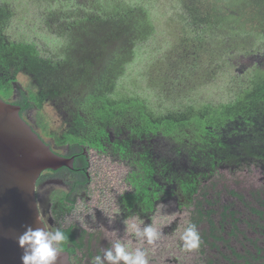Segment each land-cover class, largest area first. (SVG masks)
<instances>
[{"label":"rangeland","instance_id":"1","mask_svg":"<svg viewBox=\"0 0 264 264\" xmlns=\"http://www.w3.org/2000/svg\"><path fill=\"white\" fill-rule=\"evenodd\" d=\"M211 1L216 4L218 12L209 24H201L194 29L186 22L182 0H0V8L6 11L2 34L9 42L33 45L42 58L58 64L63 60L62 55L69 43V35L64 32L66 22L81 16L92 19L97 16L108 23L113 18L123 17L121 10L125 7L143 5L151 15L154 30L145 40L144 34L139 36L141 40L138 39L132 50L134 57L125 65L113 98L141 99L157 115L184 106L209 110V105L229 104L240 111L260 109L264 101L245 103L243 98H252L259 84L264 93V0ZM187 35V40H184ZM16 76L12 95L9 98L0 95L6 101L14 103L22 93L32 96V93L40 91L39 85H35L26 71L20 70ZM248 115V120L258 122L259 127L264 125V112ZM22 117L56 151L67 152L66 146L71 143L61 145L65 147L61 148L53 137L54 133L65 130L66 125L64 115L57 110L53 100L47 99L42 108L33 106L27 109ZM233 123L234 129L243 124L237 120ZM253 128L258 129L257 126ZM255 130L251 144L259 142ZM233 131L235 136L228 138ZM233 131L226 134L223 130L230 148L218 150L219 160L214 164L206 155L195 153L188 145L179 147L167 137L164 141L157 140V160L160 161L161 157L171 160L175 153L177 162L165 174L158 166L155 178L161 190L155 188L158 194L152 196L151 208L140 206L136 203L139 201L129 206L131 199H125L130 193H141L132 179L138 164L136 152L141 150L137 141L133 142L132 152L128 154L112 147L111 151L115 152L107 155L85 146L90 152L89 187H80L79 194L74 195L77 205L69 203L67 209L72 207L70 212L66 211L60 217L63 227L76 225L77 231L84 235L82 246L71 257L72 263L92 264L96 255L103 256V250L110 248L118 239H126L132 250L137 247L147 249L150 264H205L207 258L214 254L221 259L219 254L226 249L225 246L219 252L211 251L207 244L192 252L182 249L180 237L184 229L194 223L195 201L188 202L181 196L180 182L183 179L185 183L190 177L194 179L197 173L198 182L216 183V189L208 193L210 204L217 212L215 218L220 219L223 206H229L241 219L236 237H230L228 225L223 233L231 245L242 253L250 251L253 255L256 249H264V239L243 220L262 225L258 228L264 234V215L253 213L248 208L255 205L264 211L261 205L264 202V159L250 155V152L246 156L238 155L235 144L243 147L247 141H243L240 129ZM262 147L264 145L255 146L252 154L261 153ZM162 178L172 182L161 181ZM72 182L67 183L57 175L56 182H49L38 190L42 204L46 206L59 192L68 191ZM231 191L242 195L243 199ZM48 217L46 212L43 218L46 224ZM126 220L141 229L154 224L162 233L157 246L148 245L146 240L138 241L131 232L126 236ZM57 221L54 216L51 229L59 228ZM208 226V223H203L197 229L206 231Z\"/></svg>","mask_w":264,"mask_h":264},{"label":"trees","instance_id":"2","mask_svg":"<svg viewBox=\"0 0 264 264\" xmlns=\"http://www.w3.org/2000/svg\"><path fill=\"white\" fill-rule=\"evenodd\" d=\"M182 1L185 6L186 22L194 29L201 24H209L211 18L218 12L216 4L211 0ZM227 2L228 0H225L223 3ZM219 7L224 8L222 5ZM121 11L124 12L123 17L113 18L108 23L97 16H94V19L81 16L75 21L66 22L67 27L64 32L69 35V43L62 55L63 60L56 64L51 59L42 58L31 44L14 43L5 39L2 28L6 23V11L0 8V95L9 98L14 92L13 83L18 72L23 70L29 73L35 85H39L40 91L32 93V96H29V93H22L14 103L21 105L23 113L33 106L42 108L47 99L53 100L57 110L64 115L66 123L65 130L54 135L52 133L53 137L58 145L71 143V147L77 148L84 161L81 175L73 178L75 181L71 185L73 190L59 192L53 198L57 220L59 211L62 210L63 215L66 211L70 212L72 207L67 209L69 203L77 205L74 203L72 192L80 186L89 187L90 177L87 170L91 164L90 158L83 154L85 146L108 155H112L115 150L128 154L132 152L133 142H138L141 150L136 152L135 161L138 164L132 179L134 178L133 182L141 193H130L125 199H131L129 206L139 201L136 203L145 208H151L152 196L158 194L155 188L159 187L161 190L155 178L158 166L160 165L161 172L165 174L167 170L172 169V166H176L177 162L176 154L172 151L173 159L161 157L160 161L157 160V140L164 141L167 137L175 141L179 147L188 145L187 147L195 153L206 155L214 164L219 160L217 151L230 148L223 130L228 134V131L240 129L243 134L242 139L247 141V144L243 147L235 144L237 154L246 156L250 152V155L264 159V147L261 153L251 152L255 146L264 145V125H261L262 128L259 127L258 122L248 120L250 116H247L248 113L264 112L262 110L264 105L252 111L245 109L240 111L229 104L209 105V110L184 106L167 114L157 115L141 99L112 97L117 81L124 74L125 65L134 57L132 50L138 39L141 40L139 36L144 34L142 37L145 40L154 30L151 15L143 5L128 6ZM187 38L188 35L184 40ZM181 49L183 47L179 48ZM175 51H178L177 48ZM260 85H256L252 98H243L245 103L264 101V93ZM233 120L243 122L244 125L239 124L238 127L236 126L237 129H234ZM253 125L257 126V131ZM252 129L259 136L257 144H251V140L255 138ZM229 136L228 138L234 137L235 132H231ZM112 147L114 151H111ZM162 150L166 153L164 148ZM198 175V173L194 175V179L190 177L185 183L181 179L180 194L188 202L195 201L193 224L197 227L203 223L209 224L206 231L199 232L202 239L201 246L205 247L207 244L211 247V251L215 249L217 252L221 247H226L219 254L222 256L221 259L214 254L207 258L205 264H264L263 248L256 249L255 255L250 251L242 253L224 237L223 233L226 232L227 225L230 226V237H236L240 227L238 221L241 219L229 206H223L219 213L220 219L215 218L214 214L217 212L210 204L208 193L213 188L216 189V183L198 182ZM161 181L172 182L163 178ZM231 193L243 199L237 192L231 191ZM261 205L264 206V202H261ZM248 208L253 213L264 215V211L255 205H250ZM243 220L264 239V234L262 235L258 228L262 225ZM62 223L61 219L59 228L66 236L63 248L69 251L72 257L82 246L84 235L77 231L76 225L63 227Z\"/></svg>","mask_w":264,"mask_h":264},{"label":"water","instance_id":"3","mask_svg":"<svg viewBox=\"0 0 264 264\" xmlns=\"http://www.w3.org/2000/svg\"><path fill=\"white\" fill-rule=\"evenodd\" d=\"M21 109L0 96V264H21L19 235L26 225L41 226L37 217L45 223L38 205L40 176L74 165V158L57 153L32 128ZM58 264H73L69 251L63 250Z\"/></svg>","mask_w":264,"mask_h":264},{"label":"clouds","instance_id":"4","mask_svg":"<svg viewBox=\"0 0 264 264\" xmlns=\"http://www.w3.org/2000/svg\"><path fill=\"white\" fill-rule=\"evenodd\" d=\"M41 226L26 225L19 235L17 243L23 250L21 264H58V258L63 254L66 243L64 231L60 228L49 229L40 217ZM125 235L133 233L138 241L146 240L148 245L157 246L162 233L154 226L147 224L142 229L135 223L125 222ZM180 239L182 249L186 252L198 250L202 244L201 235L195 224H189ZM150 264L148 251L142 247L130 249L126 239H118L110 248L103 250V256L96 255L92 264Z\"/></svg>","mask_w":264,"mask_h":264},{"label":"flooded vegetation","instance_id":"5","mask_svg":"<svg viewBox=\"0 0 264 264\" xmlns=\"http://www.w3.org/2000/svg\"><path fill=\"white\" fill-rule=\"evenodd\" d=\"M60 147L61 148H65L64 146H61L60 145ZM67 148V152H64V153H59L58 151H56L54 148V150L57 152V153H59V154H62V155H64V156H67L68 158H74V165H73V168H70V166H64V167H62V168H60V169H58V170H51V169H49V170H47V171H45L41 176H40V178H39V180H38V182H37V195H38V197H39V202H38V205H40V210H41V213H42V215H43V218L45 219V215H46V212H48V215H49V217L46 219V222H47V225H48V227H49V229H51L50 228V224L52 225V222H53V218H54V216L56 215L55 214V204H53V199H52V201H50V203L48 204H46V206H44L43 204H42V195L38 192V190L40 189V188H42L43 186H45L46 184H48L49 185V182L50 183H52V182H56V176L57 175H59V177H63L64 178V181L65 182H67V183H70L71 181H73L72 182V184L71 185H73L74 184V180H73V178H75V177H79L80 175H81V172L84 170V167H83V164H84V161H83V158H82V155H80L79 153H78V150H77V148H75V147H71V144H70V146L69 145H67L66 146ZM97 152H99V153H103V152H100V151H97ZM83 154H84V156H86L87 158H89L90 157V152H89V150H87V149H85V148H83ZM103 154H105V153H103ZM108 155V154H107ZM72 165V164H71ZM89 168H90V166L88 167V170H87V174H88V176H89ZM69 186L68 187V191L70 192V191H72L73 189H72V186ZM81 187V186H80ZM80 187L78 188L77 187V189H76V191H73L72 192V195H76V194H79V191H80ZM67 192V191H66ZM46 198H47V196H46ZM47 199H49V198H47ZM71 199H73L72 197H71ZM46 200V199H45ZM43 202H44V200H43ZM136 204V203H135ZM134 204V205H135ZM43 208H45L46 209V212H44L43 211ZM142 208V207H141ZM128 208L126 207V210H127ZM65 212V211H64ZM58 216V215H57ZM61 216H63V213H62V210L61 211H59V219H58V224L60 223V220H61ZM57 218V217H56ZM63 250H65L64 248H63Z\"/></svg>","mask_w":264,"mask_h":264}]
</instances>
